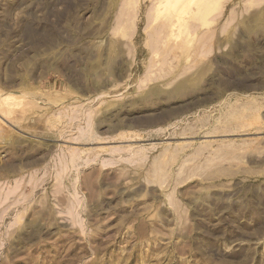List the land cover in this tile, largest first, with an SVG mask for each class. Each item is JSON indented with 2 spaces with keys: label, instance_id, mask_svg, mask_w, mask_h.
<instances>
[{
  "label": "rangeland",
  "instance_id": "1",
  "mask_svg": "<svg viewBox=\"0 0 264 264\" xmlns=\"http://www.w3.org/2000/svg\"><path fill=\"white\" fill-rule=\"evenodd\" d=\"M176 1L0 0V264H264V0Z\"/></svg>",
  "mask_w": 264,
  "mask_h": 264
},
{
  "label": "bare ground",
  "instance_id": "2",
  "mask_svg": "<svg viewBox=\"0 0 264 264\" xmlns=\"http://www.w3.org/2000/svg\"><path fill=\"white\" fill-rule=\"evenodd\" d=\"M176 2H178V8H180V9H184L185 7H187L188 5H189V3L191 2V0H178V1H176ZM176 4V3H175ZM176 5V6H177ZM176 6H174V3H173V7H175L176 8ZM190 6V5H189ZM188 8V7H187ZM205 11V10H204Z\"/></svg>",
  "mask_w": 264,
  "mask_h": 264
}]
</instances>
